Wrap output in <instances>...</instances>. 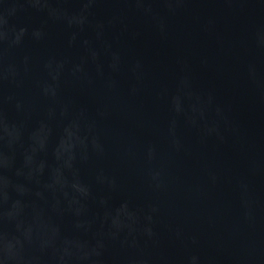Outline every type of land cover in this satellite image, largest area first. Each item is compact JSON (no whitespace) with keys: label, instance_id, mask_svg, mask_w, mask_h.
Wrapping results in <instances>:
<instances>
[{"label":"water","instance_id":"water-1","mask_svg":"<svg viewBox=\"0 0 264 264\" xmlns=\"http://www.w3.org/2000/svg\"><path fill=\"white\" fill-rule=\"evenodd\" d=\"M0 264H264V0H0Z\"/></svg>","mask_w":264,"mask_h":264}]
</instances>
